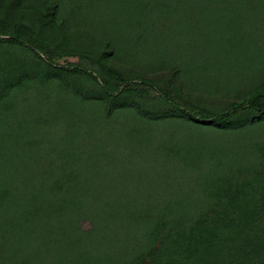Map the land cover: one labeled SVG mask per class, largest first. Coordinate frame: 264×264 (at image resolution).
Masks as SVG:
<instances>
[{"label": "rangeland", "instance_id": "374dc122", "mask_svg": "<svg viewBox=\"0 0 264 264\" xmlns=\"http://www.w3.org/2000/svg\"><path fill=\"white\" fill-rule=\"evenodd\" d=\"M262 112L264 0H0V264H264Z\"/></svg>", "mask_w": 264, "mask_h": 264}, {"label": "trees", "instance_id": "16d2710c", "mask_svg": "<svg viewBox=\"0 0 264 264\" xmlns=\"http://www.w3.org/2000/svg\"><path fill=\"white\" fill-rule=\"evenodd\" d=\"M79 72H86L82 69H78ZM254 98L252 99H247L244 100L241 104H233L232 105V110L233 111H238V110H242L243 108H249L252 106V102H253ZM184 113L193 121H197L199 120V115L192 113V112H188V111H184ZM262 115L264 116V112H262ZM38 206V210H36L35 208L32 210V212L29 213H33L31 215H33V220H35L34 222H41L42 224H44V222H51L52 218H57L56 220H60L62 219V213H63V209H60V205H58V203H56L55 205L53 203L48 204L47 202L42 203L40 202V204L37 205V203H33V206ZM6 218V217H4ZM2 218L0 220V232L4 235L6 234L8 231L9 232H19L20 236L24 235V231L26 230L27 227L23 226V218L21 216H19L18 218L15 217H11L8 218L6 221L5 219ZM7 222V223H6ZM6 223V224H4ZM53 227V226H52ZM3 229V231H1ZM4 232V233H3ZM18 234V235H19ZM5 237V236H4ZM5 239H3L4 241ZM2 241V242H3ZM5 242V241H4ZM14 262V261H13Z\"/></svg>", "mask_w": 264, "mask_h": 264}]
</instances>
